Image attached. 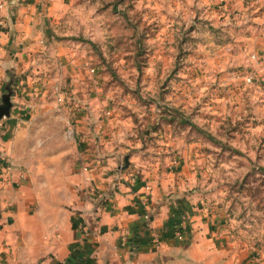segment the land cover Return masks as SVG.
<instances>
[{
    "label": "rangeland",
    "instance_id": "374dc122",
    "mask_svg": "<svg viewBox=\"0 0 264 264\" xmlns=\"http://www.w3.org/2000/svg\"><path fill=\"white\" fill-rule=\"evenodd\" d=\"M69 7L61 24H46L45 39L56 42L53 55L47 52L0 78V103L9 87L24 115L21 127L39 134L31 167L58 166L72 177L96 164L83 156L77 131V104L81 109L89 99L98 109L117 107L141 126L170 118L176 132L202 139L201 154L193 159L180 152L185 144L171 142V172L185 162L212 222L235 248L264 264V109L255 108L258 125L242 124L246 111L239 119L231 84L233 77L243 82L245 74H257L248 45L252 14L237 11L220 20L221 14L204 12L198 0H73ZM218 71L228 72L227 86ZM261 81L256 76L255 86ZM43 148L61 149L64 160L41 157Z\"/></svg>",
    "mask_w": 264,
    "mask_h": 264
},
{
    "label": "crops",
    "instance_id": "0c3cea01",
    "mask_svg": "<svg viewBox=\"0 0 264 264\" xmlns=\"http://www.w3.org/2000/svg\"><path fill=\"white\" fill-rule=\"evenodd\" d=\"M72 1L0 0V78L8 71H22L21 64L35 63L56 48V42L45 39L46 24H61ZM227 1L198 4L204 12L221 14L220 20L237 11L253 16L247 19L248 45L262 84L234 77L231 84L239 114L246 111L245 119L243 113L239 119L255 127V108L264 109V0ZM255 24L258 32H250ZM216 74L227 86L228 72ZM89 103L90 99L81 108L85 112L77 104V131L86 148L83 156L96 164L72 177L58 166L31 167L40 137L36 129L21 127V106L14 104L11 117L0 120V264H258L252 253L235 248L212 222L215 218L202 206L194 172L185 162L171 172V142L185 144L180 152L193 159L201 154V138L194 142L190 134L176 132L170 118H159L153 127L141 126L117 107L98 109ZM24 109L33 114L31 104ZM260 126L264 129V120ZM41 157L65 158L61 149L47 148ZM6 162L13 166L9 175ZM53 174L59 181L51 179ZM184 214L190 220L180 238L177 231Z\"/></svg>",
    "mask_w": 264,
    "mask_h": 264
},
{
    "label": "built area",
    "instance_id": "2783aa9c",
    "mask_svg": "<svg viewBox=\"0 0 264 264\" xmlns=\"http://www.w3.org/2000/svg\"><path fill=\"white\" fill-rule=\"evenodd\" d=\"M221 1V3H224V4H226L228 1L227 0H220ZM2 24V22L0 21V25ZM93 72H94V70H92ZM244 78H245V81H246V83H248V84H254L255 83V81H256V74H255V72L253 71V72H249L248 74H246L245 76H244ZM7 164L4 166L5 167V169H6V174H11V171H12V169H13V166H12V164L10 163V162H6ZM88 170H91V168H87V167H85L84 168V171L85 172H87ZM146 187V190H148L149 192H151V185L149 184V183H147L146 185H145ZM190 220V215L189 214H184L183 216H182V223H181V226L179 227V229H178V231H177V234H178V236L181 238L182 237V235H183V233H184V230H185V224L188 222Z\"/></svg>",
    "mask_w": 264,
    "mask_h": 264
},
{
    "label": "water",
    "instance_id": "95a60500",
    "mask_svg": "<svg viewBox=\"0 0 264 264\" xmlns=\"http://www.w3.org/2000/svg\"><path fill=\"white\" fill-rule=\"evenodd\" d=\"M11 90L7 87L6 92L2 95V101L0 103V120L3 118L11 117V109L13 107V103L11 101ZM128 165V161L127 164Z\"/></svg>",
    "mask_w": 264,
    "mask_h": 264
}]
</instances>
